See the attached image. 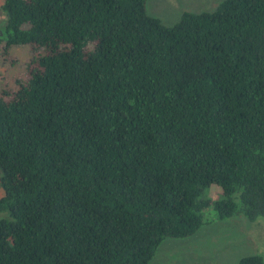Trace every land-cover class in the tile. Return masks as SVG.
Segmentation results:
<instances>
[{
	"label": "trees",
	"instance_id": "trees-1",
	"mask_svg": "<svg viewBox=\"0 0 264 264\" xmlns=\"http://www.w3.org/2000/svg\"><path fill=\"white\" fill-rule=\"evenodd\" d=\"M0 10L2 52L29 51L0 89V264H149L208 209L264 218V0L172 26L144 0Z\"/></svg>",
	"mask_w": 264,
	"mask_h": 264
},
{
	"label": "rangeland",
	"instance_id": "rangeland-1",
	"mask_svg": "<svg viewBox=\"0 0 264 264\" xmlns=\"http://www.w3.org/2000/svg\"><path fill=\"white\" fill-rule=\"evenodd\" d=\"M220 1L222 0H144V6L148 15L158 19L164 26H172L182 12H208ZM3 24L4 15L0 10V27ZM2 43L0 46L3 48ZM2 51L0 49V89L13 87L29 57V51L21 46H11L4 53ZM221 197L220 190L214 186L201 193L203 200L215 201ZM204 216L207 222L191 236L163 239L156 247L149 264H236L245 256L264 257V218H257L251 223L242 215H237L216 221L213 220L211 209ZM0 219H8L7 213H0Z\"/></svg>",
	"mask_w": 264,
	"mask_h": 264
}]
</instances>
